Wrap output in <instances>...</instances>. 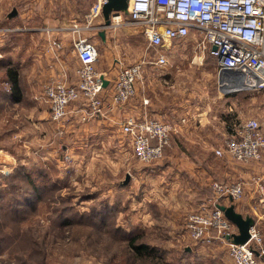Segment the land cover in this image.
<instances>
[{
	"label": "rangeland",
	"instance_id": "1",
	"mask_svg": "<svg viewBox=\"0 0 264 264\" xmlns=\"http://www.w3.org/2000/svg\"><path fill=\"white\" fill-rule=\"evenodd\" d=\"M42 1L2 0L0 25L18 27L17 31H25L40 26L45 17H55L54 14H58L66 22L71 20V16H75L77 21L84 23L97 2L80 0L73 14L69 10L70 3H74V0H49L50 9L33 7L37 2L42 4ZM13 8H18L22 14L18 17L19 21L12 20H16L17 24L5 21V14ZM103 23L102 14L93 16L91 25ZM101 30L103 28H86L81 31V35L98 45L100 58L97 64L101 62L105 65L113 61V81L121 66L115 58L121 59L124 64H134L145 59L147 64L144 70L148 69L146 74L153 75L152 80L155 82L152 81V84L157 92H161V103L170 107L187 105L193 109L191 113L194 114L200 113L194 110L198 106L207 107L210 115L233 112L235 115L231 122L238 125L250 117L245 99L252 94L256 97L258 110L250 113L252 117L264 119V115L261 117L263 113L259 112L264 111V92L247 94L248 91H225V88H219L216 73L212 78L208 73H201L202 70L209 69L206 65L207 58L191 60V66L181 69L170 58L168 65L154 66L150 64V60L155 58L157 52L148 45L139 27L131 24L109 28L113 38L112 44L108 46L99 38ZM71 36L74 38L73 34L70 38ZM67 55L66 62H72L74 53L70 50ZM174 71L178 73L174 75ZM203 88L207 89L202 90ZM228 94H242L238 103L240 114L234 111L223 112L224 108L228 110L232 106L233 98L230 99ZM50 112V106L35 107L30 105L29 100L12 108L0 109V264H187L184 246L190 242L188 239L178 240L172 236L176 223L172 218L176 215L172 204L176 198L189 200L194 197L190 196L192 192L185 184L182 190L181 186L177 188L181 191L179 196L169 193L175 186L168 182V173L155 172L157 164L159 167L171 162L177 164L180 157H169L164 153L156 161L143 163L134 155L130 140L121 136L122 146L119 141L112 144L109 142L104 148L100 147V152L105 151L104 155L91 152L88 160L79 159V149L75 146L78 139L74 131H64V124L54 122L51 118L48 121ZM39 116L46 118V121L39 120ZM218 116L210 119L216 125L215 132L204 134L214 137L211 148L214 158L220 162L223 156H218L216 150L224 145L227 133H222ZM180 118L165 121L175 124L184 116ZM193 118L199 119L197 116ZM178 134L180 135L177 131L174 132L167 149L197 148L190 139L179 140ZM67 145L69 149L66 148ZM115 156L118 158H114ZM125 159L128 164H125ZM127 175L129 182L126 187L132 183V189H128L126 193H118L114 198L117 203L108 209L107 196L111 197V194L119 192L117 187H120ZM216 179L214 181H219ZM109 186L116 187L110 195L107 190ZM244 195L239 198L241 204ZM140 198L145 200L142 205L136 203ZM255 200L256 203L242 209L244 213L256 216L261 236L259 246L264 248V220H258L261 216L264 218V205L260 203V195ZM151 204H155V208L165 207L157 211ZM145 209L150 212L151 217L140 216ZM159 211L160 214H157ZM190 213L189 210L185 211L186 220ZM155 216L161 217V222L153 221ZM148 221L154 222L151 223L153 226L162 224L159 231L162 236L155 235L153 226ZM144 226L147 228L144 229ZM135 234L140 235L139 241L156 246L160 258L137 257L128 247L130 237ZM258 258L264 263V254Z\"/></svg>",
	"mask_w": 264,
	"mask_h": 264
},
{
	"label": "built area",
	"instance_id": "2",
	"mask_svg": "<svg viewBox=\"0 0 264 264\" xmlns=\"http://www.w3.org/2000/svg\"><path fill=\"white\" fill-rule=\"evenodd\" d=\"M106 2L97 0L84 23L43 28L48 35L47 50L53 52L63 45L53 32L70 31L74 35L73 46L79 60L75 83L53 80L44 85V99L50 106V118L54 122L63 123L75 102L83 103L82 119L88 121L103 116L114 105L128 102L136 93L146 60L129 65L119 62L121 66L116 79L105 86V74L97 69L98 45L81 35L86 28H104L103 24H91L94 15L102 14ZM131 24L141 29L148 45L156 50L155 58L150 60L154 66L168 65L169 56L161 51L165 44L169 46L174 40H182L193 32L197 55L213 56L218 73L231 70L219 78V87L225 91L264 90V0H128V12L111 14V23L105 29ZM120 130L132 143L134 155L141 162L150 163L164 155L178 127L168 121L143 118L122 120ZM216 154L229 155L243 162L260 160L264 156V123L256 117L242 120L238 125L233 123L228 138ZM212 188L217 204L188 215L186 229L189 236L204 243L215 239L225 241L235 264H264L258 258L264 254V248L259 246L261 236L257 224L250 228L251 237L246 243H233L228 236L235 233L237 227L218 207L223 198L242 197L243 183L214 181ZM260 203L264 205V188Z\"/></svg>",
	"mask_w": 264,
	"mask_h": 264
},
{
	"label": "crops",
	"instance_id": "3",
	"mask_svg": "<svg viewBox=\"0 0 264 264\" xmlns=\"http://www.w3.org/2000/svg\"><path fill=\"white\" fill-rule=\"evenodd\" d=\"M77 2L79 5L80 0H74V3H70V13L74 14ZM37 3L38 4L33 6L34 8L39 7V9H50L49 0H43L42 4L39 2ZM1 4L2 0H0V14L2 12ZM8 13L5 14V21L9 23L11 21V24L17 22L16 20L12 22L13 19H18V17L22 15L18 8L15 16L8 18ZM54 15L56 16L47 17V19H45V17L43 21H41L40 26L31 27L28 30H25L26 32L17 31L18 29L16 28L18 27H14L13 29L15 32H11L7 29L12 28V26L0 25V109L12 108L25 100H29L30 105L35 107H49L43 95V89L46 83L53 80H65L69 83L76 82V69L79 65V60L73 46V36L70 38V35L72 34H70V32H53V35L59 37L63 44L62 48L56 49V52H53L47 50V48H49L48 35L43 28H56L59 26L68 27L71 26L73 22L82 21H77L75 16H71V20L69 22L67 20L66 22V20L58 16V14ZM101 31H99V38L103 44L106 46L111 45L113 38L111 31L105 29L104 38L100 35ZM70 50L74 53V59L72 62L67 63V52H70ZM161 51L169 54L170 61L175 62L180 69L181 67L186 68L187 66H191L189 63L191 60L195 61L196 59L203 60L204 57L207 58L206 65L210 71L202 70L201 73H208L211 78L216 73V82H218L219 85L220 76L216 67V61L210 54H206L204 57L197 55L196 38L193 32L182 40H174L169 46L165 44ZM115 60L117 62H122V60H119L118 58H115ZM9 66H13L18 70V80L22 92L21 100L19 101H15L11 98V87L6 71ZM97 69L99 72L105 74V79L108 81L107 85L113 82L115 77L113 76L114 71L112 70L113 61L107 64L105 63V65L100 62V64H97ZM146 71H143V78L137 84V92L135 96L124 104L118 106L114 105L112 108H108L103 116L88 121L83 120L82 116L85 111L83 103L79 101L72 104L69 117H67L62 123L64 124L63 130L68 131L69 133H73L74 131L75 136L78 139L75 146L79 149V159L86 158L88 160V157L92 155L90 154L91 152L96 153V155H104L105 151L103 150V152H100V147L102 146L104 148L109 142L112 144L115 141H119V145H123L121 139V136L123 137V135L120 133V122L122 120L154 118L165 121L171 118L181 119L180 117L184 116L185 121L180 120L175 123L178 127V130L176 131L177 133H180V135L178 134V139H190L191 142H195L197 148L178 149L172 147V149L169 148V150L167 147V150L165 149L166 152L164 151V153H167V156L169 157H180V160H177V164L171 162L161 165L160 167L158 164L155 166V169L157 170L155 172L157 173L159 171L160 174L168 173V182L175 186V188L172 187V189L169 190V193H173V195L177 194L176 196H179L181 191L177 190V188L181 186L182 190V186L185 184L186 186L188 185V189L192 192L190 196L193 195L194 197V199L192 198L189 200L176 198L175 202L172 204V210L176 212V215L172 217L176 220L172 236L177 237L178 240H189L190 244L184 246L187 254V264H235L225 241L215 239L211 243H204L193 240L189 236L186 229L185 211L189 210L190 213L200 211L203 207L209 209L215 207L217 203L214 199L212 183L217 178L216 180L221 182L241 181L243 183V195L245 194L244 199H242L243 204L239 202L240 199H234L232 201L230 198H223L219 204L228 206L233 203L238 212L247 215L248 213H244L242 208L246 207V205L251 206L252 203H256L255 199L257 198V195L259 198V195H261V191L264 188V156L260 160L243 162L236 161L229 155H224L220 158V162L217 161L214 158V153L211 148V140L214 137L205 135L204 133L215 132L214 128L216 125L215 123H211L210 119H213L218 115L213 113V115H210V111L207 107L198 106L197 108H194L195 111L200 112L194 114L191 113L193 109L187 105L181 107L173 105L170 107L166 103H161V92L156 91L155 86L152 84V79H154L153 75L146 74ZM174 73V75H176L178 72L174 71ZM154 82L155 80L153 83ZM207 88H203L202 90H206ZM262 92H264V90L260 91V93ZM250 93L251 92H247V94ZM240 96H242V94L229 95L230 99L233 98V101L231 100L232 106H229L228 110L224 108L223 112L234 111L237 114H240L241 108L238 104L241 101ZM247 96L248 97L245 99V102L248 103L246 110L250 115V117L247 118H252L251 113L258 110V105L255 96H252V94ZM259 112L263 113L261 115V117H263L264 111L260 110ZM228 113L230 114H219L218 116L220 119L219 123L222 127V133L223 131L224 133H227L226 139L230 134L227 121H231V118L235 115L233 112ZM196 116L199 117V119L194 120L193 117ZM38 119L46 121L44 120L46 118L43 116H39ZM47 119L49 121L50 113H48ZM261 121L264 123V119ZM66 148L69 149V145H67ZM114 158L118 157L115 156ZM127 161L128 160L125 159V164H128ZM123 182L120 183V187H117L120 189L119 192L114 193L115 186L108 187V195L114 193L111 194V197L107 196L109 197V200H107L106 203V207H109L108 209H110V206H113L115 202L117 203L116 200L114 202V198L117 197L118 193H126L128 189H132V183L129 184V187H126L127 184L124 185ZM140 199H138L136 203L142 205L145 200L144 198ZM161 203L164 202L161 201ZM151 205H153V209H157V211L165 207L162 206L160 208V206H158L155 208V204ZM154 211L155 210H153V212ZM141 212H143L140 214L141 217H151L150 212H147L146 209ZM157 214H160V211ZM252 216L256 218V216ZM160 219L161 217L158 218L155 216L153 221L161 222ZM258 220L261 221L264 220V218L261 216ZM148 222L149 225L154 223L150 221ZM161 226L162 224L160 223L153 226L152 230L155 231L154 233L156 236H162V233L159 232ZM146 228L147 227L144 226V229Z\"/></svg>",
	"mask_w": 264,
	"mask_h": 264
},
{
	"label": "water",
	"instance_id": "4",
	"mask_svg": "<svg viewBox=\"0 0 264 264\" xmlns=\"http://www.w3.org/2000/svg\"><path fill=\"white\" fill-rule=\"evenodd\" d=\"M120 11L128 12V0H107V2L102 7V16L104 18V23L102 25L103 30L100 35L105 37V28L108 27L111 23V14L118 13ZM17 14L16 8H13L8 13V18H11ZM231 72L229 69L220 71L219 76H225ZM104 85L108 84L107 79L103 78ZM129 182V176L127 175L124 180V185ZM230 200L233 201V198L230 197ZM218 207L224 212L225 216L237 227V232L228 236V238L237 244L246 243L251 235L250 228L256 224V218L250 214L244 215L236 210L235 205L232 203L230 205L218 204Z\"/></svg>",
	"mask_w": 264,
	"mask_h": 264
},
{
	"label": "trees",
	"instance_id": "5",
	"mask_svg": "<svg viewBox=\"0 0 264 264\" xmlns=\"http://www.w3.org/2000/svg\"><path fill=\"white\" fill-rule=\"evenodd\" d=\"M6 71H7V76L10 82V87H11V98L15 101H19L21 100L22 92H21V86L18 80V70L14 68L13 66H9L7 67ZM233 123L234 122H231L229 120L227 121L228 129L231 128V125ZM139 236H140L139 234H135V235H132V237H130L128 241L129 249L132 250L134 254L139 258L159 259L160 257L157 255L158 251H157L156 246L149 244L147 242L139 241L138 240Z\"/></svg>",
	"mask_w": 264,
	"mask_h": 264
}]
</instances>
